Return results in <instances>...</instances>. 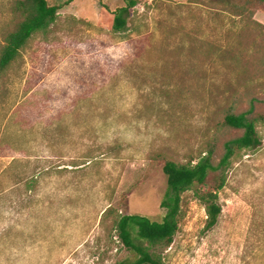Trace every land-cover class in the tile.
Here are the masks:
<instances>
[{
    "label": "rangeland",
    "instance_id": "1",
    "mask_svg": "<svg viewBox=\"0 0 264 264\" xmlns=\"http://www.w3.org/2000/svg\"><path fill=\"white\" fill-rule=\"evenodd\" d=\"M12 1L0 0V46ZM226 1L136 0L116 32L126 0H47L55 22L0 74V264L129 258L115 216L161 218L164 162L194 163L206 148L218 157L239 134L225 114H264V0L243 17ZM256 129L260 145L230 164L212 228L185 193L171 244L156 249L165 264H264Z\"/></svg>",
    "mask_w": 264,
    "mask_h": 264
},
{
    "label": "trees",
    "instance_id": "2",
    "mask_svg": "<svg viewBox=\"0 0 264 264\" xmlns=\"http://www.w3.org/2000/svg\"><path fill=\"white\" fill-rule=\"evenodd\" d=\"M246 4H249V0H227L225 5L231 15L243 17L246 15ZM135 5L136 0H126L124 6L112 12L113 31L125 30ZM58 9V5H49L47 0L12 1L8 28L2 35L0 46V74L8 70L34 34L48 31L57 18ZM259 124H264V114L255 113L252 109L227 113L223 117V125L239 131V134L222 143L218 157L214 156L213 148H206L194 163L165 161L162 172L166 178V190L159 203L163 212L161 218L151 220L137 214L118 213L115 216L116 237L130 253L129 258L117 264H165L156 249L167 248L171 244L179 227L182 203L187 192L204 208V229L212 228L221 213L218 192L224 187L230 164L242 151L256 149L260 145L261 139L256 129ZM32 183H26L28 190L32 189ZM208 183L209 187L205 188ZM111 211L110 206L107 207L102 216Z\"/></svg>",
    "mask_w": 264,
    "mask_h": 264
}]
</instances>
